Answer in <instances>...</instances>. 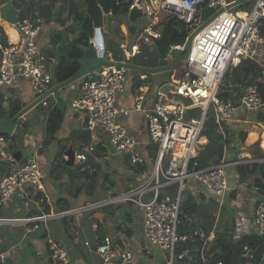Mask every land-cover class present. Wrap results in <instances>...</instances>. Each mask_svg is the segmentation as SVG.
<instances>
[{
    "label": "built area",
    "instance_id": "2783aa9c",
    "mask_svg": "<svg viewBox=\"0 0 264 264\" xmlns=\"http://www.w3.org/2000/svg\"><path fill=\"white\" fill-rule=\"evenodd\" d=\"M235 1L131 0L128 10H139L149 22L141 27L135 39L118 43L117 57L105 50L103 56L110 62H129L131 58L141 56L146 49L155 48L154 42L161 36L165 17H175L193 31L201 25L199 12L203 7L223 10L194 36L188 57L182 63L184 72L173 83L157 86L150 105H143L144 94L141 92L133 108L118 107L116 97L125 90L128 70L103 64L95 73L82 79L79 93L71 99L70 106L84 113L83 127L88 131L103 132L111 149L117 154H127L135 166L143 165L145 157L138 149V141L119 121V116L141 112L146 120L148 142L157 146L150 175L134 188L79 208L44 212L42 198L35 199L34 193L43 189V175L38 163V149L42 144L21 161L0 149V156L9 164L8 172L0 178V207L19 196L24 199V208L34 203L41 212L21 219L0 218V225L23 222L30 224L27 231L32 232L38 224L52 218L131 203L142 210V234L149 247L141 246L136 250L125 241L115 242L111 236L105 235L95 248L100 264H147L154 256L150 249L152 246L159 249L162 258L165 252L168 253L165 264H222L221 261H210L216 222L208 229L197 226L191 231L180 230L179 225L183 193L189 187V181L203 185L218 198L219 206L230 192L225 176L229 163L221 160L207 168H196L197 163L193 160L199 155L197 148L205 121L212 119L216 125L215 132L223 135L221 123L230 120L238 106L247 111L264 110V98L255 85L245 89L238 106L218 97L228 68L245 60L260 63L264 59V29H261L264 0L245 1L226 9ZM14 26L17 32L15 40L0 38V87H10L23 78L31 81L34 96H43L50 91L52 82L49 60L35 41L40 26L28 17L17 18ZM183 51L184 46H175L165 59L170 62ZM49 95L51 93L39 102L44 107L48 106ZM190 110H198V113L190 115ZM0 142H6L4 136H0ZM86 151L93 152L94 147L89 145ZM74 158L79 162L88 159L86 153L75 154ZM147 194H150L148 201H144ZM186 220L191 221L188 217ZM253 223L251 235H264V202L255 207ZM47 246L49 261L45 264H71L65 246L52 240L47 241ZM257 248L258 258L254 261ZM241 253L244 264H264V249L242 245ZM6 255L7 252L0 251V264H5Z\"/></svg>",
    "mask_w": 264,
    "mask_h": 264
},
{
    "label": "crops",
    "instance_id": "0c3cea01",
    "mask_svg": "<svg viewBox=\"0 0 264 264\" xmlns=\"http://www.w3.org/2000/svg\"><path fill=\"white\" fill-rule=\"evenodd\" d=\"M5 1H10L17 10L16 19L19 18L20 13H23L22 17H28L40 26L35 41L40 51L47 56L49 64L55 52L59 53L60 58L79 34V18L72 6L73 2L78 0H24L21 5L15 4L12 0ZM5 1L4 3L0 1V5L5 4ZM123 1L127 2V0ZM25 4L30 8V13H27ZM120 10L113 17L106 14L103 16L102 33H104L105 50L108 49L109 42L116 45L120 42L132 41L141 27L146 24L147 17L144 14L141 13V16L131 20L130 10L124 16L119 14ZM108 17L114 21L115 25L112 28L108 25ZM169 19L165 17L163 24ZM176 29L181 30L179 25ZM0 38L5 41L17 38L15 26L3 21L1 17ZM150 49L149 53L145 51L141 56L131 58L129 62L142 65L143 60L149 59L151 62L155 61L153 65L156 66L159 60L156 48ZM262 62L256 63L264 69ZM153 65L151 67H154ZM97 69L98 67L94 68L86 76L92 72L95 73ZM85 77L49 95L48 106L44 107L38 103L28 111L23 117L24 122H28V127L22 133L25 135L23 145H19L17 139L13 145V151H20L21 160H24L31 156L39 144H42V147L38 149V163L43 175V189L34 193L35 199L42 198L45 202L48 212L73 210L111 194L134 188L150 175L156 159L153 145L148 142L146 120L141 112H131L128 116L120 115L119 121L138 141V149L145 157L143 170L140 166L132 165L127 154L115 153L103 132L88 131L83 127L84 113L72 108L70 102L79 93L81 81ZM170 77L176 78L172 74ZM164 80L165 76L162 73L147 74L134 70L128 71L125 90L117 95L116 105L121 108H133L135 99L141 92L144 94L143 105H150L156 87L164 83ZM138 81L141 82L140 86L136 85ZM258 81L264 83V73L263 78ZM248 86L229 83L225 87L229 96L227 101L238 106L240 97ZM259 92L261 93L260 90ZM261 96L263 97L262 93ZM0 97L3 101L2 107L9 113L16 103L23 108L37 98L32 93L31 81L23 78L10 87H0ZM3 108L0 111L2 114ZM261 113L264 114L263 109L247 111L238 106L232 118L221 123L224 142L221 160L229 163L225 168V176L230 186L227 196L238 206L246 199L240 196L244 191L254 196L251 198V207H246L244 213L235 220L236 232L234 233L239 237V241L251 236L253 232L251 229L254 228L255 207L260 202H264V123L258 119ZM226 137L227 143H225ZM206 142L205 136L201 135L198 147L203 148ZM3 145L7 148L8 143ZM89 145L94 147L93 152L86 151ZM69 151L73 154L86 153L89 162H79L74 158L70 165H66ZM8 169L9 164L0 160V178L8 172ZM92 173L95 174L94 178L89 177ZM59 174L64 176L61 177ZM58 178L64 179L65 182H60ZM68 180L71 182L69 191L65 190V183ZM56 187L57 191H55ZM183 195L181 207L187 199L192 197L197 204L196 210L200 205L205 206L207 199H215V196L203 185L195 181H189V187ZM22 200L24 199L14 196L7 201L0 207V218L21 219L41 213L34 203L29 208H24ZM78 214L52 218L46 223L38 224L32 232L27 231L30 224L23 222L0 225V251L7 252L5 264H45L49 261L48 240L65 246L71 264H100L95 248L105 235L111 236L115 242L125 241L136 250L142 246L140 244L143 240L142 210L137 206L114 205L103 215L93 218L89 225H85L77 216ZM186 217L190 218L189 223L198 226L190 216L183 214L185 220ZM57 219H61V222L58 223ZM215 222L216 232L218 228L221 231L224 224L218 222L217 218L211 224L206 223L205 227L210 228ZM201 223L202 221L199 220V224ZM150 249L154 256L149 259L150 261L148 260V264H152L154 260L156 264H159L161 262L159 249L155 246ZM139 259H142L141 255Z\"/></svg>",
    "mask_w": 264,
    "mask_h": 264
},
{
    "label": "trees",
    "instance_id": "16d2710c",
    "mask_svg": "<svg viewBox=\"0 0 264 264\" xmlns=\"http://www.w3.org/2000/svg\"><path fill=\"white\" fill-rule=\"evenodd\" d=\"M4 3L5 0H0ZM15 4L21 5L24 0H12ZM123 1V0H120ZM6 2V1H5ZM98 4L102 7L103 11L108 13L112 6V0H97ZM131 0H127V2L122 6L119 14L124 16L127 14L128 7ZM26 5L27 13L29 12V7ZM74 12H76V16L79 18L80 23V31L78 36L72 41V43L67 47L66 51L61 54L59 61L55 68V78L58 82H63L70 76H72L78 69V59L82 56V47L88 45L89 39L93 37L94 29L92 27V23L86 15L85 5L82 0H78L73 2ZM47 9V8H46ZM30 13V12H29ZM22 15H24L22 13ZM169 21L167 22L170 28V32H174L177 36L186 37V31L182 22H180L175 17H169ZM108 25L110 28L114 27V21L111 17H108ZM177 25L180 26L181 30H177ZM264 29V22L261 27ZM113 32V30H112ZM107 51H110L114 57L118 55V44L113 45L112 42H109V46ZM154 62H151L149 59L143 60L141 62L144 66H152ZM154 66V65H153ZM264 69L261 68L255 61L245 60L240 64L234 67L228 68L224 77H223V85L220 87V91L218 97L224 100L228 99V94L226 92L225 87L229 83L234 84H245V85H256L258 89L261 91L264 97V83L258 81L263 78ZM146 75V74H145ZM136 85L140 86L141 82H137ZM2 97H0V111L2 110ZM4 109V108H3ZM21 109L20 104L16 103L13 108H11L10 114H15L17 111ZM2 112H0V115ZM260 121L264 123V114L261 113L258 117ZM20 125L17 129L16 133H14L11 137H6L9 140L8 149L13 150V145H15L16 139L19 134H22L28 125L26 122L22 123V120L19 121ZM215 123L212 119L208 118L205 123L201 135H204L207 139L204 147L199 151V155L193 159L197 166L196 168H207L209 166L215 165L219 163L222 159L224 142L223 135L215 132ZM227 143V137L225 140ZM153 145V144H152ZM156 154L157 146L153 145L152 148ZM154 157V156H153ZM91 160V159H90ZM89 162V159H87ZM85 161V162H87ZM87 162V163H88ZM133 165V164H132ZM141 170L144 169L143 165H139ZM95 174L92 173L89 177L94 178ZM43 201L41 204L43 206V211L48 212V209ZM131 203L120 204L127 205ZM196 203L190 197L187 199L182 207H180V219L181 224L179 225L180 230L191 231L195 225L189 223L183 218V214L193 217L196 211ZM197 226V225H196ZM195 226V227H196ZM199 226V225H198ZM204 229H208L205 226H201ZM223 229L219 231V228L216 232L215 240L210 248V261L215 263L216 261H221L222 264H244L243 254L241 253L242 245H247L249 248L254 249L259 247L264 249V235H251L242 241L232 242L231 236L227 239H223L221 237Z\"/></svg>",
    "mask_w": 264,
    "mask_h": 264
},
{
    "label": "water",
    "instance_id": "95a60500",
    "mask_svg": "<svg viewBox=\"0 0 264 264\" xmlns=\"http://www.w3.org/2000/svg\"><path fill=\"white\" fill-rule=\"evenodd\" d=\"M82 1L85 5L86 15L92 23L94 33L92 41H89L88 45L82 47V56L78 59L77 71L63 82H58L55 78V68L59 61V53L56 51L55 56L48 68L52 82L50 91L43 96L37 97L35 100L25 105L13 115H11L7 109H4L3 114L0 116L1 136L11 137L14 133H16L20 125L19 121L22 120L23 123L24 115L28 113V111H30L34 106H36L46 95L50 93L52 94L55 91L85 77L99 65L103 64L108 66L124 67L128 71L134 70L147 74L162 73L173 70L176 66L183 63L187 59L194 36L211 20H213L220 12L223 11L222 9L215 11L211 7H203L199 12V16L202 21L201 25L193 31H189V27L185 26V30L188 32L186 37H180L177 36L174 32H170L169 25L167 23H164L161 36L154 42L159 60L156 66L151 67L136 65L131 62H110L103 56L105 52L104 33H102V28L104 26L103 16L104 14H106L113 17L126 3L125 1L118 2L117 0H112V6L108 13L103 11L102 7L98 4L97 0ZM245 1L248 0H236L235 2L227 6L226 9L236 4L243 3ZM17 14V10L12 6V3L10 1H7L5 4L0 5V17L3 21L7 22L8 24H15ZM141 15V12L137 9H132L129 12V18L131 20H134L136 17ZM175 46H184V51L178 56H176L172 62H167L165 56L168 52H173ZM185 103L188 104L187 101H185ZM197 113L198 110L189 111L190 115H195ZM26 124L28 125V122H26ZM3 146V143L0 142V148H3V151L8 156L14 158L17 161H21L20 151H13L11 149L4 148ZM197 149L201 150L202 148L198 147ZM67 155L68 160L66 161V165H70L74 161L75 154L69 151ZM258 251V248L254 251V261H256L258 258Z\"/></svg>",
    "mask_w": 264,
    "mask_h": 264
},
{
    "label": "rangeland",
    "instance_id": "374dc122",
    "mask_svg": "<svg viewBox=\"0 0 264 264\" xmlns=\"http://www.w3.org/2000/svg\"><path fill=\"white\" fill-rule=\"evenodd\" d=\"M248 1H253V0H248ZM22 16H23L22 13H20L19 17H22ZM145 19H146V23H148L149 20L147 18H145ZM186 33H188V32L186 31ZM150 50L151 49H146L145 51L149 53ZM137 57H139V56H137ZM262 63H264V60ZM182 65L183 64L181 63L171 71L162 72V74H164V76H165L164 83L165 82L166 83H173L174 82V79L170 77L171 74L173 75V77L179 78L180 75L184 72ZM36 112H37V110H36ZM24 140H25V135L19 134L18 138H17L18 144L23 145ZM0 160H2V162L8 163L7 159L3 158L2 156H0ZM68 169H69V167L67 168V170ZM60 176L63 177L64 175H60ZM61 177H59V178H61ZM59 178H58V180H59ZM59 181L65 182L64 179H60ZM57 184H58V181H57L56 185ZM65 184H66L65 190L69 191L71 189L70 180H68ZM55 191H57V187L55 188ZM59 195H61V194H59ZM149 195L150 194L145 195L143 197V200L148 201ZM240 196L242 198L244 197L246 199L243 202H241V204H239V206L237 205L236 202H232V199L228 196H227V198L224 199L221 206H219L218 198H216V197H215V199L209 198V199H207L205 206L204 205L198 206L197 210L195 211V214H193V217H191V218L200 226L201 225L206 226V223L211 224L213 222V220L215 218H217L218 222L220 221L222 224H224L223 231L220 234L221 237L223 239H227L229 236H231L232 242L239 241V237L236 235V233H234V232H236V230L234 229V225L236 224L235 220L237 219L238 216H240V215H242V213H244V210L246 207H251V204H252L251 198H254L253 194L252 193L248 194L247 191H244L243 193H241ZM113 206L114 205L106 206V208L101 207V208L91 209V210L85 211L84 213H80L77 216L79 217V219H81L83 221V223L85 225H89L91 223V221H93V218H95L96 216H98L100 214L103 215L105 211L113 208ZM199 220L202 221L201 224H199ZM57 222L60 223L61 219H57ZM140 244L144 248L149 247V245L147 244V242L144 239L140 242ZM167 257H168V253L165 252L163 254V258L161 257V262L159 264H165ZM149 261H147V264ZM152 264H156L155 260Z\"/></svg>",
    "mask_w": 264,
    "mask_h": 264
},
{
    "label": "clouds",
    "instance_id": "9594fccd",
    "mask_svg": "<svg viewBox=\"0 0 264 264\" xmlns=\"http://www.w3.org/2000/svg\"><path fill=\"white\" fill-rule=\"evenodd\" d=\"M16 23V22H15ZM184 25V24H183ZM185 26V25H184ZM187 36V35H186ZM91 39V38H90ZM166 83V82H165ZM1 136V135H0ZM5 139H6V137H5ZM5 143H9V140L8 139H6V142ZM5 143H3V144H5ZM2 150H3V148H1Z\"/></svg>",
    "mask_w": 264,
    "mask_h": 264
}]
</instances>
